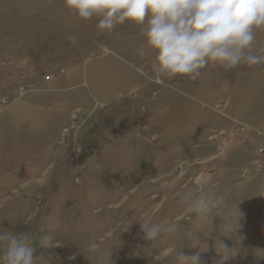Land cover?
<instances>
[{"label":"rangeland","instance_id":"obj_1","mask_svg":"<svg viewBox=\"0 0 264 264\" xmlns=\"http://www.w3.org/2000/svg\"><path fill=\"white\" fill-rule=\"evenodd\" d=\"M97 23L0 0V235L49 236L37 264H213L219 242L264 264V66L158 83L139 26ZM184 193L224 199L198 218ZM157 222L175 231L145 239Z\"/></svg>","mask_w":264,"mask_h":264},{"label":"clouds","instance_id":"obj_2","mask_svg":"<svg viewBox=\"0 0 264 264\" xmlns=\"http://www.w3.org/2000/svg\"><path fill=\"white\" fill-rule=\"evenodd\" d=\"M65 7L81 20L98 19L101 33L112 34L118 26L140 27L144 42L136 49L141 59L151 57V78L156 82L178 77L196 80L203 70L264 66V47L254 50L257 33H264V0H63ZM161 187H167L162 184ZM186 212L202 218L223 203V196L209 201L203 195L179 196ZM145 239L157 241L172 225L140 223ZM53 247L51 238L33 240L30 233L0 235V264H37L35 248ZM92 241L89 252L97 250ZM219 259L226 264L238 254L237 247L219 242ZM153 259L159 261L158 256ZM177 264H201L200 255H176Z\"/></svg>","mask_w":264,"mask_h":264}]
</instances>
